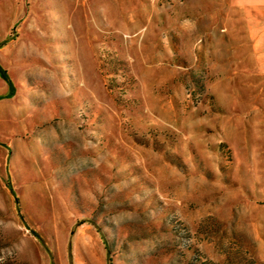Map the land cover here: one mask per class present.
Returning a JSON list of instances; mask_svg holds the SVG:
<instances>
[{"label":"rangeland","instance_id":"1","mask_svg":"<svg viewBox=\"0 0 264 264\" xmlns=\"http://www.w3.org/2000/svg\"><path fill=\"white\" fill-rule=\"evenodd\" d=\"M249 23L238 0H0V264H264Z\"/></svg>","mask_w":264,"mask_h":264},{"label":"crops","instance_id":"2","mask_svg":"<svg viewBox=\"0 0 264 264\" xmlns=\"http://www.w3.org/2000/svg\"><path fill=\"white\" fill-rule=\"evenodd\" d=\"M243 5L244 19L249 23V35L255 38L254 43L258 45V61L255 60L256 67L264 69V0H238ZM254 22V23H252ZM257 38V39H256Z\"/></svg>","mask_w":264,"mask_h":264},{"label":"trees","instance_id":"3","mask_svg":"<svg viewBox=\"0 0 264 264\" xmlns=\"http://www.w3.org/2000/svg\"><path fill=\"white\" fill-rule=\"evenodd\" d=\"M105 258H106V264H110V255L108 253V250L106 251V257Z\"/></svg>","mask_w":264,"mask_h":264}]
</instances>
